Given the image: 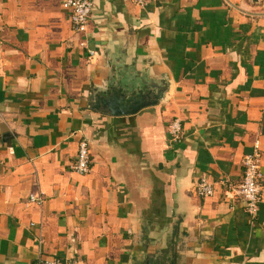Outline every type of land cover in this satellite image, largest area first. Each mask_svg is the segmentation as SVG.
Segmentation results:
<instances>
[{"label": "crops", "instance_id": "1", "mask_svg": "<svg viewBox=\"0 0 264 264\" xmlns=\"http://www.w3.org/2000/svg\"><path fill=\"white\" fill-rule=\"evenodd\" d=\"M91 2L76 33L63 0H0V264H264V0ZM114 66L172 93L111 116L94 94ZM255 147L251 219L228 185Z\"/></svg>", "mask_w": 264, "mask_h": 264}, {"label": "built area", "instance_id": "2", "mask_svg": "<svg viewBox=\"0 0 264 264\" xmlns=\"http://www.w3.org/2000/svg\"><path fill=\"white\" fill-rule=\"evenodd\" d=\"M138 7H145L150 0H128ZM63 7L69 12L71 28L76 33L85 31L86 22L92 11L91 0H63ZM85 45V43H82ZM94 51H89V58H93ZM168 134L170 139L178 142L181 138L180 122L176 119L170 122L168 126ZM91 165V153L88 142L85 139H80L78 142V152L76 162L73 164L72 171L78 174H86L89 172ZM242 179L237 186H229L228 194H233V197L243 203V208L246 215L253 219L256 216L259 195L262 189L263 175L260 172V154L257 147L253 152L246 154L242 160ZM195 193L198 197H208L213 193V186L205 179L199 180L195 185ZM30 202H41L35 195H30ZM36 264H64L56 258L39 259Z\"/></svg>", "mask_w": 264, "mask_h": 264}, {"label": "water", "instance_id": "3", "mask_svg": "<svg viewBox=\"0 0 264 264\" xmlns=\"http://www.w3.org/2000/svg\"><path fill=\"white\" fill-rule=\"evenodd\" d=\"M111 75L101 92L95 93L94 106H102L111 116L133 115L140 110L165 102L172 93L166 79L155 81L148 76H136L134 72L121 75L123 69L111 67ZM128 105L129 110H121ZM140 264H165V260L147 254Z\"/></svg>", "mask_w": 264, "mask_h": 264}]
</instances>
